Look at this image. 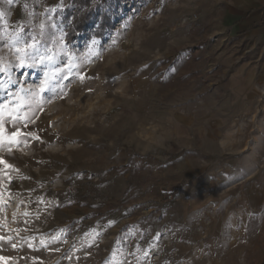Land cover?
Segmentation results:
<instances>
[{
    "label": "rangeland",
    "instance_id": "374dc122",
    "mask_svg": "<svg viewBox=\"0 0 264 264\" xmlns=\"http://www.w3.org/2000/svg\"><path fill=\"white\" fill-rule=\"evenodd\" d=\"M222 4L0 0V123L24 134L0 144L12 165L0 163V236L11 237L0 240V264H264V144L250 146L259 129L244 114L234 122L220 86L234 69L222 61ZM91 7L93 23L73 34ZM17 33L36 44L24 67L8 47ZM197 104L218 108V139L199 143L194 130L188 148L213 158L141 193L137 157L152 151V128L155 147L185 154L160 131ZM194 200L198 214L173 206L152 220L159 201Z\"/></svg>",
    "mask_w": 264,
    "mask_h": 264
},
{
    "label": "crops",
    "instance_id": "0c3cea01",
    "mask_svg": "<svg viewBox=\"0 0 264 264\" xmlns=\"http://www.w3.org/2000/svg\"><path fill=\"white\" fill-rule=\"evenodd\" d=\"M222 6H224L223 10L216 12V16L220 18L222 23L219 31L222 35H226V37L223 35V38L228 40L230 49L228 57L224 56L222 61L234 69L229 74L228 79L220 86L224 87L222 89L233 97L229 112L236 114L234 122L241 121L238 114H244V117L248 119L243 120L247 127L259 129L257 134L260 138L253 140L250 146L254 143L263 145L264 0H223ZM218 111L216 106L209 107L197 104L187 113L168 117L166 120L168 127L160 132L165 135V138L168 137L169 142H175L186 150L185 154H180L176 158L172 157L173 154L170 150L160 146L155 147L156 141L153 136H155L156 130L152 128V151L141 153L137 157L140 170L137 185L141 193L147 192L150 188H152V192L159 187L163 189L165 183L171 181L170 172L172 169L179 167L181 171L184 170L186 174H189L190 169L193 168L191 161L195 159L198 162L209 161L213 158L200 148L191 152L188 146L193 143L192 132L194 130L198 131V142L203 139L205 144L206 138H212L213 142L218 139L215 137L217 133L215 128L221 124L216 115ZM206 131L208 132L206 133ZM191 150L193 151V149ZM199 181H203V178H197L195 183L189 180L182 183L184 187L180 189L181 194L188 190L190 184H194L193 187L198 186ZM161 198L163 196H156L155 200L158 201ZM159 202L149 208L152 213V220L156 216L162 222L168 220L167 210L173 206H175L173 209L183 210L184 218H188L190 213L198 214L203 209V203L199 200L190 203L182 201L180 205ZM161 227L163 228V225Z\"/></svg>",
    "mask_w": 264,
    "mask_h": 264
},
{
    "label": "snow or ice",
    "instance_id": "6c2138e0",
    "mask_svg": "<svg viewBox=\"0 0 264 264\" xmlns=\"http://www.w3.org/2000/svg\"><path fill=\"white\" fill-rule=\"evenodd\" d=\"M13 0H8V3H12ZM44 25L41 24V28H43ZM22 31V29H21ZM63 39V37H61V40ZM21 38L19 36V33H17V35L13 36L11 39V43L8 45V47L10 49H15V53H17V59L20 61V67H24L25 64V57L29 56V50H35L36 48V44L35 41H33V43H23L21 44ZM95 43V42H93ZM33 60H35V57H31ZM3 57H0V72L6 71V67L3 66ZM44 59H49L51 60L52 57L51 56H47V57H40V60L43 61ZM84 77L81 76V79H83ZM47 83V80L44 82V84ZM44 84L41 85V91H43L44 88ZM22 99V98H21ZM7 106H5L6 109ZM13 113H9V115H12ZM24 135L23 133L20 132L19 129H17L15 132H12L11 134H6V131L4 129V126L2 123H0V144H3L4 142H7V144L9 145H14V144H19L20 140H18V137ZM28 136H32L34 139H39V137L35 136L34 133H27ZM9 152L11 151V148L9 147ZM0 163L4 164L6 168H12V165L7 164V162L0 157ZM25 215H27V213H25ZM11 240V237L5 238L3 236H0V240ZM13 248L16 247L15 244L12 245ZM0 260H4L6 261L7 258L5 257H0Z\"/></svg>",
    "mask_w": 264,
    "mask_h": 264
},
{
    "label": "trees",
    "instance_id": "16d2710c",
    "mask_svg": "<svg viewBox=\"0 0 264 264\" xmlns=\"http://www.w3.org/2000/svg\"><path fill=\"white\" fill-rule=\"evenodd\" d=\"M95 13H96L95 10H93V8L91 7L90 11L87 12V13H85V17L80 18V17H78L79 15L78 16L76 15L77 17H76V20H75V24L74 25H76V24L77 25L75 26V29L76 30L73 32V34H76V31H85V29L87 28V26L89 24H92L93 23L92 17H94L96 15ZM103 27L104 26H103V24L101 22L100 23V29H102ZM97 31L98 30H96L95 33H97ZM98 35L100 36L101 34H98Z\"/></svg>",
    "mask_w": 264,
    "mask_h": 264
},
{
    "label": "built area",
    "instance_id": "2783aa9c",
    "mask_svg": "<svg viewBox=\"0 0 264 264\" xmlns=\"http://www.w3.org/2000/svg\"><path fill=\"white\" fill-rule=\"evenodd\" d=\"M170 198H171V196H170Z\"/></svg>",
    "mask_w": 264,
    "mask_h": 264
}]
</instances>
